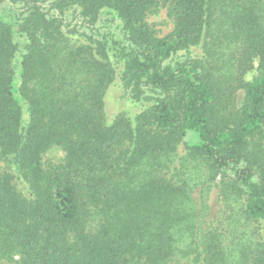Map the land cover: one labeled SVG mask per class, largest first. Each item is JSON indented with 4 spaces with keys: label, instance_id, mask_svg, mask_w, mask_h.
<instances>
[{
    "label": "trees",
    "instance_id": "trees-1",
    "mask_svg": "<svg viewBox=\"0 0 264 264\" xmlns=\"http://www.w3.org/2000/svg\"><path fill=\"white\" fill-rule=\"evenodd\" d=\"M0 264H264V0H0Z\"/></svg>",
    "mask_w": 264,
    "mask_h": 264
},
{
    "label": "rangeland",
    "instance_id": "rangeland-1",
    "mask_svg": "<svg viewBox=\"0 0 264 264\" xmlns=\"http://www.w3.org/2000/svg\"><path fill=\"white\" fill-rule=\"evenodd\" d=\"M149 20L155 24L156 28L159 29L162 34L168 33L173 27V20L168 15L166 9H162L159 12H156V13L150 15ZM117 96H118V99L121 98L120 101H122V99H123L122 93L117 94ZM118 101H115V104H113V105H111V107H109L108 111L111 114H114V112L117 113L120 110H127L128 112L132 111V110H134V111L137 110L136 108L134 109L131 106V104L127 103L125 99L122 101V103L118 102ZM119 103H121L120 106H119ZM129 106H131V108L127 109ZM49 156L50 157H57L55 154V151L51 152L49 154Z\"/></svg>",
    "mask_w": 264,
    "mask_h": 264
}]
</instances>
